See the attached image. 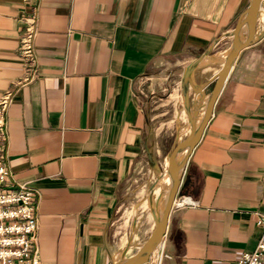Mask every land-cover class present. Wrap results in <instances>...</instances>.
Listing matches in <instances>:
<instances>
[{
	"label": "crops",
	"instance_id": "0c3cea01",
	"mask_svg": "<svg viewBox=\"0 0 264 264\" xmlns=\"http://www.w3.org/2000/svg\"><path fill=\"white\" fill-rule=\"evenodd\" d=\"M248 5L0 0V96L14 93L5 114L8 166L39 193L40 264H115L129 240L132 246L140 233L128 213L145 192L132 190L133 176L153 162L140 84L154 85L168 62L183 72L207 66L221 41L229 39L215 54L231 50L230 33ZM29 8L38 17L32 66L19 53ZM262 29L260 9L255 30ZM175 202L154 264H235L254 250L256 216L264 215V33L236 55Z\"/></svg>",
	"mask_w": 264,
	"mask_h": 264
},
{
	"label": "rangeland",
	"instance_id": "374dc122",
	"mask_svg": "<svg viewBox=\"0 0 264 264\" xmlns=\"http://www.w3.org/2000/svg\"><path fill=\"white\" fill-rule=\"evenodd\" d=\"M228 43L229 39L218 43L208 54V59H210L207 62L208 65L198 68L200 63H194L187 77H184L182 66L174 61L168 62L159 68L158 74L160 75H158L159 77L154 85H151L147 80L140 84L141 102L151 122L148 141L151 153H153V162L151 167L143 168L133 176L132 190L143 187L145 195L157 175L164 169L165 157L169 150L185 138L184 131L186 127L190 131V123L193 121L199 107L197 97L200 96V93L207 95L211 90V83L208 81L207 76L214 66L213 61H211L212 56L226 47ZM187 147L179 149L177 159ZM143 197L139 200L140 205L136 210H134V206L131 212L128 213L129 218L133 215L136 219L138 218L140 233V236L134 237L132 246L130 245L128 249L135 247L134 244H139L143 240V236L148 233V230L150 232L152 220L149 214L151 215V210L156 207L160 200L153 198L151 195L149 199L142 200ZM143 204H146L145 209L142 207ZM154 263L155 257L150 256L148 264Z\"/></svg>",
	"mask_w": 264,
	"mask_h": 264
},
{
	"label": "built area",
	"instance_id": "2783aa9c",
	"mask_svg": "<svg viewBox=\"0 0 264 264\" xmlns=\"http://www.w3.org/2000/svg\"><path fill=\"white\" fill-rule=\"evenodd\" d=\"M22 16L19 53L27 66L35 63L34 41L38 17L33 9ZM34 76L26 77L25 82ZM14 93L0 96V264H40L36 257L37 205L39 193L15 180L8 166L5 114L12 104ZM261 234L252 252L241 253L235 264H264V215L256 216Z\"/></svg>",
	"mask_w": 264,
	"mask_h": 264
},
{
	"label": "water",
	"instance_id": "95a60500",
	"mask_svg": "<svg viewBox=\"0 0 264 264\" xmlns=\"http://www.w3.org/2000/svg\"><path fill=\"white\" fill-rule=\"evenodd\" d=\"M259 5H260V0H249V5H248V7L244 13V17L235 25V27L232 29V31L230 33L231 46H232L231 53L223 61L221 67L215 73L213 79L208 80L211 83L210 101H209L207 107L205 108V111H204V114H203V117L201 119L200 124L198 125L197 128H193L192 122H191L190 123L191 128H190L188 135L182 141L176 143L169 150V152L167 153V155L165 157V160H166L165 168L162 169L161 173L158 174L157 177L155 178V181L149 186V188L147 189L142 200L149 199L154 187L156 186L158 180L160 179V177L162 175L172 176V174H171L173 172L172 170L178 169L182 165H185L186 160L190 154V151L192 150V148L194 147V145L198 141L200 134H201L206 122L208 121V119L210 117L216 96L218 95V93H219V91H220V89H221V87H222V85H223V83H224V81L228 75V72L232 66V63L234 62L236 55L238 54V52L241 49H243L246 46H249L252 43H254L256 37H258L264 33V29H262L259 32H257L255 30ZM244 19H246L248 24H249L248 35L246 36V38L244 39V41L241 44L235 45V43H234L235 35L238 31L239 26L241 25V23L243 22ZM192 67H193V64L188 66L185 69L184 77H187V75L190 73ZM201 89H202V87H201ZM185 144L189 145L186 155L177 164L176 163L172 164V159H173L174 155ZM175 183L176 182L172 183L173 189L171 191V194H170V196H169V198L165 204V207L162 211V214H161L159 220L154 224V227H153L152 231L150 232L149 236L147 237V239L138 247L137 251L132 256L126 258V257H124V255H125L126 251L128 250V247L130 246V240H129L126 247L122 250V252H121V254H120V256H119V258L115 264H125L126 262H130V264H137V263L138 264H147L148 263L149 255H150V252H151L152 247L154 245V241L158 238L159 235H161V236L163 235V232L159 233L161 225L164 224V227H165V223H166L168 213L172 207V199L177 194L178 184H177L176 188H174ZM138 205H140V204L137 203L136 206L134 207V210H136ZM134 217L135 216L133 215V218Z\"/></svg>",
	"mask_w": 264,
	"mask_h": 264
},
{
	"label": "bare ground",
	"instance_id": "6f19581e",
	"mask_svg": "<svg viewBox=\"0 0 264 264\" xmlns=\"http://www.w3.org/2000/svg\"><path fill=\"white\" fill-rule=\"evenodd\" d=\"M260 9L264 11L263 7L261 5H259L258 13H259ZM248 30H249V24H248L247 20L244 19L243 22L241 23V25L239 26L238 31H237V33L235 35V39H234L235 45H239V44H241L244 41V39L248 35ZM230 48L232 50V46ZM231 50L220 52V53L214 54L212 56L213 59L211 61H213L214 66L217 68V69H215L213 71L214 75L218 71V69L221 67V65H222L223 61L226 59V57L231 53ZM209 61H210V59H207V62H209ZM199 95L201 96V98H199L200 96L197 97V100H198V103H199V107H198L197 113L195 114V116L193 118V121H192L193 128H197L198 125L200 124L201 119H202L203 114H204V111H205V108L207 107V105H208V103L210 101V95L206 96L203 93H200ZM188 133H189V130L186 127V129L184 131L185 137L188 135ZM186 146H189V145L185 144L181 148L186 147ZM178 151L176 152V154L174 155V157L172 159V164L173 163L177 164L179 161H181V159L186 155V153L188 151V147L183 152L180 153V155H179V157L177 159ZM183 168H184V165H182L178 169L172 170L173 171L171 173L172 176L162 175L160 177V179L158 180L156 186L154 187V189H153V191L151 193V196L153 198H156L158 200L160 199V200L157 203L156 207H153V209L151 210V214L153 215V217H152V215L149 214L150 219L152 220V225H150L151 226L150 232L152 231V229L154 227V224L159 220V218H160V216L162 214V211H163V209L165 207V204H166V202H167V200H168V198H169V196L171 194V191L173 189L172 188V183L176 182L174 188H176L177 184H179V181H180L182 173H183ZM175 197H176V195L172 199V205L174 203H176L175 202ZM145 206H146V204H143L142 207L145 208ZM163 230H164V224L161 225L159 233H162ZM161 245H162V236L159 235L158 238L154 241V245L152 247V250L150 252L149 257L150 256H154L155 259H156L157 256L160 253ZM125 264H130V262H126Z\"/></svg>",
	"mask_w": 264,
	"mask_h": 264
}]
</instances>
